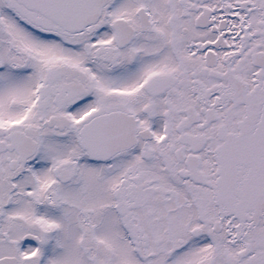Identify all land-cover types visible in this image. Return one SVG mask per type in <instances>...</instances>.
Returning <instances> with one entry per match:
<instances>
[{
  "label": "snow or ice",
  "instance_id": "snow-or-ice-1",
  "mask_svg": "<svg viewBox=\"0 0 264 264\" xmlns=\"http://www.w3.org/2000/svg\"><path fill=\"white\" fill-rule=\"evenodd\" d=\"M0 264H264V0H0Z\"/></svg>",
  "mask_w": 264,
  "mask_h": 264
}]
</instances>
